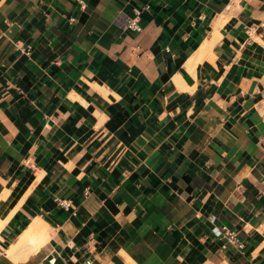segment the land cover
Listing matches in <instances>:
<instances>
[{
    "label": "crops",
    "instance_id": "1",
    "mask_svg": "<svg viewBox=\"0 0 264 264\" xmlns=\"http://www.w3.org/2000/svg\"><path fill=\"white\" fill-rule=\"evenodd\" d=\"M0 218V264H264V0H0Z\"/></svg>",
    "mask_w": 264,
    "mask_h": 264
},
{
    "label": "bare ground",
    "instance_id": "2",
    "mask_svg": "<svg viewBox=\"0 0 264 264\" xmlns=\"http://www.w3.org/2000/svg\"><path fill=\"white\" fill-rule=\"evenodd\" d=\"M4 224V220L2 218H0V237H1V228ZM44 231V230H43ZM42 231V227L40 225V222L35 221L33 222L25 231L24 233L21 235L19 242L16 246H23L27 243H31V244H37L38 240H40V235L43 234L41 232ZM41 241H39L40 243ZM35 244V245H36Z\"/></svg>",
    "mask_w": 264,
    "mask_h": 264
},
{
    "label": "built area",
    "instance_id": "3",
    "mask_svg": "<svg viewBox=\"0 0 264 264\" xmlns=\"http://www.w3.org/2000/svg\"><path fill=\"white\" fill-rule=\"evenodd\" d=\"M141 14L140 9L135 10V16H123L122 17V25L124 28L133 29V30H141V25L139 23V16ZM225 233L229 237L230 240H236V234L234 231L225 228Z\"/></svg>",
    "mask_w": 264,
    "mask_h": 264
}]
</instances>
